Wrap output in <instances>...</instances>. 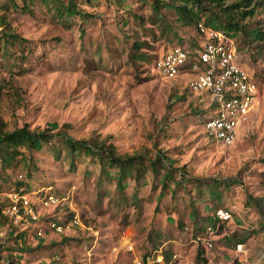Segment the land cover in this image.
Returning <instances> with one entry per match:
<instances>
[{"label": "rangeland", "instance_id": "obj_1", "mask_svg": "<svg viewBox=\"0 0 264 264\" xmlns=\"http://www.w3.org/2000/svg\"><path fill=\"white\" fill-rule=\"evenodd\" d=\"M76 1L92 17L61 18L41 2L35 15L9 11L11 29L28 42L6 51L0 28L5 129L28 124L65 131L75 140L108 137L130 156L163 151L165 165L190 177L165 188L149 174L139 187L128 180L122 191L97 159L77 155L73 165L65 150L58 158L49 147L27 152L13 168L0 164V206L10 204L11 194H27L41 219L0 224V264H136L152 250L168 260L178 254L174 264H206L204 258L209 264H264V40L252 42L249 33L234 38L239 64L256 80L258 96L238 139L226 146L206 135L204 121L214 110L208 95L189 90L191 75L168 77L156 67L176 45L199 50L203 39L195 24L182 25L165 5L161 18L151 0ZM244 23L264 30V7ZM195 178H217L221 201ZM46 193L58 201L44 206ZM223 206L233 209L234 218L207 251L197 237ZM52 222L66 229L57 232ZM20 231L26 232L23 243ZM239 243L244 251L237 253Z\"/></svg>", "mask_w": 264, "mask_h": 264}, {"label": "trees", "instance_id": "obj_2", "mask_svg": "<svg viewBox=\"0 0 264 264\" xmlns=\"http://www.w3.org/2000/svg\"><path fill=\"white\" fill-rule=\"evenodd\" d=\"M151 1L156 15L161 18L163 16L160 14V8L165 5L174 10L177 20L182 25L188 26L195 24L197 28L199 22H202L201 20L204 19L205 21L203 23L205 25L223 30L233 37L240 33H249L252 37V42L257 43L264 40V30L260 28L249 30V24L244 23L247 18L253 17L259 8L264 7V0ZM40 2L52 5L61 18H64L68 13L75 14L79 17H92V15L83 13L79 9L76 0H0L1 37L6 51H9L10 47L17 43L23 44L28 42L21 34L11 29L8 19L9 11L15 10L25 14L35 15L37 5ZM163 22L166 25L164 26L165 30H167L169 25L165 20ZM190 51L192 52V50ZM21 59L25 61L28 57L23 55ZM211 107L213 108L212 110H215L216 104H212ZM44 147H49L58 158L63 155L65 150L72 158L73 165L75 164L74 160L77 155H90L100 162L102 172L107 177H115L117 188L122 191H124L125 184L128 180H133L137 187H139L149 174L153 177L154 182L162 181L163 187L165 188L172 182H175L178 187L182 186L185 175L190 177L184 169H175L170 165H165L164 162L167 158L163 151H158L155 157H151L145 153H138L133 156L123 155L118 151L117 146L109 141L108 137L102 139L94 135L88 139L75 140L65 131L52 132L49 128L32 129L28 124L14 130H6L4 120L0 118V164L3 169L15 167L19 159H23L27 152L32 155L35 152L41 151ZM112 168L118 170L114 176L110 172ZM212 181H214L213 185L211 184ZM220 181L222 182V180ZM195 182L201 187L203 185L207 186L214 196L213 199L221 201V196L216 194L218 190L215 187L218 183L217 178L211 180L195 178ZM18 185L20 187L23 183L18 182ZM250 198L254 200L257 206H261V200L259 201L258 198H253L252 196ZM7 206H0V224L7 223L8 220L10 221V217L4 213ZM218 208L220 207H216L213 214L208 216L207 224H216L214 214ZM204 227L200 234L203 232ZM17 230L19 231V228ZM18 239L21 240L20 243L25 242L26 232L20 231ZM150 252H147L144 256ZM203 261L206 264L208 263L207 258H204ZM10 262L16 263L15 258H11ZM235 264H241V262L235 261Z\"/></svg>", "mask_w": 264, "mask_h": 264}, {"label": "built area", "instance_id": "obj_3", "mask_svg": "<svg viewBox=\"0 0 264 264\" xmlns=\"http://www.w3.org/2000/svg\"><path fill=\"white\" fill-rule=\"evenodd\" d=\"M197 30L203 39L199 50L191 52L183 45H176L157 60L156 67L159 73L168 77L176 78L183 72L191 75L189 90L203 97L208 95L209 103L216 104L213 115L204 123L206 135L213 141L231 146L238 139L241 125L248 120L255 107L257 82L239 64L235 37L203 22H199ZM57 201L48 193L41 198L44 206H50ZM4 213L16 223L26 218L33 223L41 221L27 194H11V202ZM233 218L232 208H218L214 214L216 224L205 225L203 232L197 237V242L205 250H212L216 239L221 235L224 222L232 221ZM51 226L60 233L66 229L58 222H52ZM243 246V243L237 244V253L244 251ZM178 259V254L168 260L161 250H155L137 260L136 264H174Z\"/></svg>", "mask_w": 264, "mask_h": 264}]
</instances>
